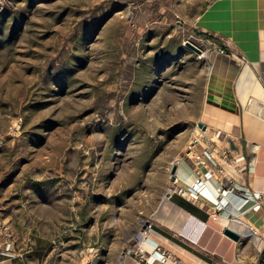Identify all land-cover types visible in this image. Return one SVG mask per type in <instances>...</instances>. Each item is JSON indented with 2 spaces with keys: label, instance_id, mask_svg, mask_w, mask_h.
<instances>
[{
  "label": "rangeland",
  "instance_id": "obj_1",
  "mask_svg": "<svg viewBox=\"0 0 264 264\" xmlns=\"http://www.w3.org/2000/svg\"><path fill=\"white\" fill-rule=\"evenodd\" d=\"M211 1L0 0L7 264L29 247L39 257L18 264L148 257L170 169L202 132L210 46L195 20Z\"/></svg>",
  "mask_w": 264,
  "mask_h": 264
},
{
  "label": "crops",
  "instance_id": "obj_2",
  "mask_svg": "<svg viewBox=\"0 0 264 264\" xmlns=\"http://www.w3.org/2000/svg\"><path fill=\"white\" fill-rule=\"evenodd\" d=\"M195 26L210 46L205 53L202 145L213 150L223 169L222 176L208 182V197H217L223 208L215 211L205 195L196 203L170 195L161 208L164 215L168 212L170 227L150 230L146 243L165 249L168 264H264V0H213ZM194 166L178 162V186L192 183ZM218 187L231 192L218 198ZM223 229L239 234L240 240L222 238ZM37 253L29 247L14 263L22 257L34 262ZM121 264L158 263L124 257Z\"/></svg>",
  "mask_w": 264,
  "mask_h": 264
},
{
  "label": "built area",
  "instance_id": "obj_3",
  "mask_svg": "<svg viewBox=\"0 0 264 264\" xmlns=\"http://www.w3.org/2000/svg\"><path fill=\"white\" fill-rule=\"evenodd\" d=\"M216 51L220 54H225V51L221 47H217ZM196 147H200V150H195ZM212 149L207 146L202 145L201 134L194 138L192 144L190 145L186 156L189 161H191L194 166L195 178L190 185L180 187L176 184V180L173 182V187L167 193L170 195H177L183 199H187L192 203L198 202L200 197H204L203 191L207 188L208 182L212 179H218L223 174V169L220 163L212 156ZM222 158L226 159L227 154L223 153ZM199 167H196V166ZM201 168L202 170H200ZM231 191L226 188L218 187L216 189V195L218 198H223L228 196ZM205 200L213 205L215 211H221L223 205L221 202H217V197L215 201H212L208 197H204ZM148 231L145 230L143 235H145V241L147 238ZM15 236L13 235L10 226L0 218V264L10 263L15 257ZM146 252L149 258H152L158 264H168L169 254L168 252L154 245L152 251H141ZM144 261V257H140Z\"/></svg>",
  "mask_w": 264,
  "mask_h": 264
},
{
  "label": "water",
  "instance_id": "obj_4",
  "mask_svg": "<svg viewBox=\"0 0 264 264\" xmlns=\"http://www.w3.org/2000/svg\"><path fill=\"white\" fill-rule=\"evenodd\" d=\"M186 47L198 55L201 54V51L190 43H186ZM198 126L203 128L201 124H199ZM176 173H177V165H173L169 173L171 183H173L176 180ZM166 197L169 198V195L167 194ZM221 235L223 236L224 239L229 241L238 242L240 240V235L231 231L230 229H223Z\"/></svg>",
  "mask_w": 264,
  "mask_h": 264
},
{
  "label": "bare ground",
  "instance_id": "obj_5",
  "mask_svg": "<svg viewBox=\"0 0 264 264\" xmlns=\"http://www.w3.org/2000/svg\"><path fill=\"white\" fill-rule=\"evenodd\" d=\"M210 75V74H209ZM188 183H190L191 184V182L189 181ZM203 194L206 196V197H208L209 195V189L208 188H206L204 191H203ZM232 196H234L233 194H232ZM209 198V197H208ZM210 199V198H209ZM213 201H215V200H213ZM232 223V222H231ZM234 223V222H233ZM145 245H147V243H145ZM148 246V245H147ZM151 248V247H150Z\"/></svg>",
  "mask_w": 264,
  "mask_h": 264
}]
</instances>
